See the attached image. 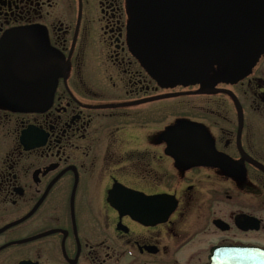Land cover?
<instances>
[{
	"label": "flooded vegetation",
	"instance_id": "flooded-vegetation-1",
	"mask_svg": "<svg viewBox=\"0 0 264 264\" xmlns=\"http://www.w3.org/2000/svg\"><path fill=\"white\" fill-rule=\"evenodd\" d=\"M128 18L0 0V264H264V43L164 87Z\"/></svg>",
	"mask_w": 264,
	"mask_h": 264
},
{
	"label": "water",
	"instance_id": "water-1",
	"mask_svg": "<svg viewBox=\"0 0 264 264\" xmlns=\"http://www.w3.org/2000/svg\"><path fill=\"white\" fill-rule=\"evenodd\" d=\"M126 2L130 50L161 86L202 84L209 65L226 54L242 68L262 50L264 0ZM64 67L57 59V75ZM183 133L170 136L178 141Z\"/></svg>",
	"mask_w": 264,
	"mask_h": 264
}]
</instances>
